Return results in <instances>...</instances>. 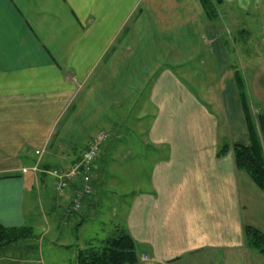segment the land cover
I'll return each instance as SVG.
<instances>
[{
    "label": "crops",
    "instance_id": "0c3cea01",
    "mask_svg": "<svg viewBox=\"0 0 264 264\" xmlns=\"http://www.w3.org/2000/svg\"><path fill=\"white\" fill-rule=\"evenodd\" d=\"M223 1L264 17V0ZM227 47L200 0H0V225L33 230L38 200L65 208L72 193L40 171L72 166L115 106L114 138L148 120L157 155L122 218L139 257L264 264L245 243L246 227L264 233V193L235 163L250 139Z\"/></svg>",
    "mask_w": 264,
    "mask_h": 264
},
{
    "label": "rangeland",
    "instance_id": "374dc122",
    "mask_svg": "<svg viewBox=\"0 0 264 264\" xmlns=\"http://www.w3.org/2000/svg\"><path fill=\"white\" fill-rule=\"evenodd\" d=\"M219 11L221 37L228 45L227 51L233 67L240 70L245 81L249 105L253 108V113L262 111L264 114V17L252 18L235 5L222 6ZM243 30L249 33L246 43V36L240 37ZM187 83L195 89L194 84ZM142 89L146 90L147 85ZM122 108L128 117L132 111L131 106L125 105ZM117 111V107H109L101 123L91 130L99 132L104 129L102 133L111 136L102 152L109 154L107 166L98 172L101 169V154L94 169L96 179L92 182L93 192L82 198L83 204L86 199L94 198L97 210L88 213L83 207L75 212L72 204L70 205L72 202L68 201L65 202L64 209L59 207L58 211L55 209L50 213L46 204H42L43 209L38 200L39 210L35 217L37 226H33L29 238L1 253L0 264H77V255L81 250L114 237L119 230H126L122 218L129 211L134 192L150 190L149 176L157 155L148 145V120H143L141 125L129 118L126 139L114 138V131H120L113 127L115 118L118 117ZM106 117L111 118L110 121ZM91 132L85 135L84 140L82 138L83 144ZM82 143L76 146L79 152L83 148ZM70 167L69 165L63 169ZM45 179L48 180V177L45 176ZM50 180L54 179L50 177ZM53 192L57 195L55 190ZM54 194L51 192L49 196L54 197ZM46 220L52 224L51 229ZM140 260L143 264H154L147 256H142Z\"/></svg>",
    "mask_w": 264,
    "mask_h": 264
},
{
    "label": "trees",
    "instance_id": "16d2710c",
    "mask_svg": "<svg viewBox=\"0 0 264 264\" xmlns=\"http://www.w3.org/2000/svg\"><path fill=\"white\" fill-rule=\"evenodd\" d=\"M200 2L209 21L214 24L219 23V8L224 5V1L200 0ZM248 35L249 33L244 30L240 32V37L246 36L244 43H246ZM234 71L235 81L248 125L250 143L249 145L235 144L232 146V151L237 168L246 172L264 193V114L253 113V108L251 109L245 93V81L240 70L234 67ZM230 149L229 145L224 146L220 149L218 155H225ZM31 233L32 229L30 228H5L0 225V255L3 251L29 238ZM245 243L250 250L264 256V233L255 228L246 227ZM77 264L143 263L137 251V244L131 234L125 230H119L118 234L114 237L102 240L98 245H90L86 249L81 250L77 255Z\"/></svg>",
    "mask_w": 264,
    "mask_h": 264
},
{
    "label": "built area",
    "instance_id": "2783aa9c",
    "mask_svg": "<svg viewBox=\"0 0 264 264\" xmlns=\"http://www.w3.org/2000/svg\"><path fill=\"white\" fill-rule=\"evenodd\" d=\"M110 140V134L101 133L93 138L79 160L69 169L40 171L54 179L56 193L62 196L68 192L72 193L71 204L75 212H79L83 208V196H89L93 192L92 182L95 180V165Z\"/></svg>",
    "mask_w": 264,
    "mask_h": 264
}]
</instances>
